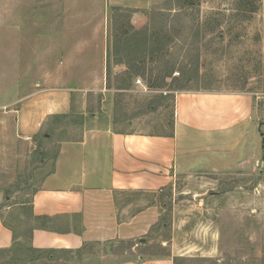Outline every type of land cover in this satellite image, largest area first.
I'll return each mask as SVG.
<instances>
[{"label": "rangeland", "instance_id": "374dc122", "mask_svg": "<svg viewBox=\"0 0 264 264\" xmlns=\"http://www.w3.org/2000/svg\"><path fill=\"white\" fill-rule=\"evenodd\" d=\"M86 39L94 46L79 54L76 46ZM99 56L104 93L85 98L87 84L99 86ZM2 84L0 215L16 243L0 254V264H95L83 262L93 257L91 246L79 253L31 248L33 199L62 141L95 124L170 136L176 99L188 92L252 94L260 136L238 157L145 198L157 204L159 222L137 241V254L124 257L264 264V0H0ZM59 87L72 92L73 111L24 137L19 101ZM130 248L124 243L119 252Z\"/></svg>", "mask_w": 264, "mask_h": 264}, {"label": "crops", "instance_id": "0c3cea01", "mask_svg": "<svg viewBox=\"0 0 264 264\" xmlns=\"http://www.w3.org/2000/svg\"><path fill=\"white\" fill-rule=\"evenodd\" d=\"M105 43L100 40L97 47L104 49ZM93 46L86 39L76 47L82 54ZM103 57L95 60L99 86L87 84L82 91L85 98L104 93ZM1 86L3 101L6 94ZM60 87L19 101V129L24 137L40 133L48 119L73 111L72 92ZM255 110L256 99L247 92L182 93L176 99L170 136L115 132L111 124L96 126L97 116L90 113L95 127L76 140L62 141L53 169L33 199L32 250L79 253L91 246L95 252H87V256L96 257L83 262L175 264L172 257H124L137 254V241H144L159 222L157 204L146 199L172 189L179 177L245 152L260 134ZM15 243L14 232L0 215V254ZM124 243L131 244L130 250L119 252Z\"/></svg>", "mask_w": 264, "mask_h": 264}]
</instances>
